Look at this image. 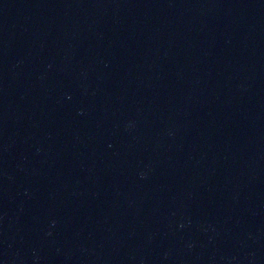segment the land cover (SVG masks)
<instances>
[{
  "label": "water",
  "instance_id": "water-1",
  "mask_svg": "<svg viewBox=\"0 0 264 264\" xmlns=\"http://www.w3.org/2000/svg\"><path fill=\"white\" fill-rule=\"evenodd\" d=\"M0 264H264V0H0Z\"/></svg>",
  "mask_w": 264,
  "mask_h": 264
}]
</instances>
